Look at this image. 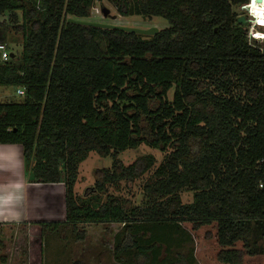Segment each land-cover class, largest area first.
I'll list each match as a JSON object with an SVG mask.
<instances>
[{
	"label": "trees",
	"instance_id": "16d2710c",
	"mask_svg": "<svg viewBox=\"0 0 264 264\" xmlns=\"http://www.w3.org/2000/svg\"><path fill=\"white\" fill-rule=\"evenodd\" d=\"M97 1L0 0L22 35V51L0 61V87L24 90L0 102V144L23 147L31 182L65 185L66 220L31 225L42 239L70 228L83 244L81 226L118 224L112 249L105 232L96 249L117 264H153L149 250L181 248L208 228L220 264L264 253V42L235 10L250 0H108L121 16L169 21L149 37L79 23L91 22ZM142 145L162 161L148 154L125 165L120 155ZM91 152L113 162L81 197ZM147 173L142 205L113 193ZM72 264L89 263L74 254Z\"/></svg>",
	"mask_w": 264,
	"mask_h": 264
},
{
	"label": "rangeland",
	"instance_id": "374dc122",
	"mask_svg": "<svg viewBox=\"0 0 264 264\" xmlns=\"http://www.w3.org/2000/svg\"><path fill=\"white\" fill-rule=\"evenodd\" d=\"M103 7L110 10L108 17L103 16L101 12ZM235 10L237 14L246 18L244 25L247 28L248 36H250L252 40H256L252 38V33L254 31H258V38H264V28L257 26V24L264 25V23L263 20L260 19V15L256 13V9H253L252 13L254 17L243 7L236 8ZM16 14L18 18L17 22L21 24V12H17ZM89 21L92 23L124 26L142 30L154 27L163 30L170 26L169 21L162 17L145 18L142 16H121L108 0H99L95 3ZM15 24L16 22L13 21L9 13L0 14V40L3 38L2 42L7 46L10 53L14 52L18 54L22 51V35L16 31ZM256 41L264 42V39ZM20 99L21 97L17 95L16 87H0V102L19 101ZM148 154H152L156 157V165L162 161L164 155L160 150L142 145L137 149L125 151L120 155V159L125 165H130ZM112 162L113 160L111 157H101L97 153L91 152L87 159L80 165L79 179L75 188L77 195L82 197L87 188L93 187L96 181V170L110 168ZM148 178L149 173L143 175L142 178H139L134 183H123L124 187L120 193L113 192L112 190L111 192L124 198L130 207L142 205V200L144 198L142 188ZM181 196L184 203L193 202L192 191H183ZM186 226L192 230L190 225ZM253 227L257 228L255 225H253ZM120 228L118 224L112 227L113 230L107 229L102 225L89 224L81 226V230L85 229L89 237L87 242L78 244L75 242L70 228H68V230L60 228L59 235L47 233L46 237L42 239L41 228L38 226L26 224L2 226L0 227V264H3L1 261L3 257L7 260L6 264H66L69 260L72 262L73 253L89 264H95V259L97 257V253L95 252L97 251L98 245H100L101 248L100 237L103 236V232H105L104 239L107 240L105 248L110 250L112 247V236L117 233ZM207 231H214V228L201 229L198 232L192 231L194 238H190L189 243L185 245L183 243L181 248H172V250L182 249L189 251L188 249L193 247V256L197 263L219 264L215 259V254L219 250V247L215 240H206ZM181 239H183V242L185 241V238ZM253 240L257 245L255 250H259L262 237L254 234ZM164 241L165 240H163V242ZM160 244L162 243H159V246ZM162 245L164 246V244ZM241 247L242 244H239V248ZM164 248L165 247H163V249ZM243 264H264V253L256 252L254 254H245L243 257Z\"/></svg>",
	"mask_w": 264,
	"mask_h": 264
},
{
	"label": "crops",
	"instance_id": "0c3cea01",
	"mask_svg": "<svg viewBox=\"0 0 264 264\" xmlns=\"http://www.w3.org/2000/svg\"><path fill=\"white\" fill-rule=\"evenodd\" d=\"M0 152L18 153L17 164L13 165L11 171L0 170V185L21 183L24 186L23 203L15 210L20 213V220L0 219V225L64 222L66 220L65 185L63 183L44 184L31 182L21 145L0 144ZM95 253H97L95 264H117L105 250H97ZM148 256L149 262L153 264H190L188 259L190 257L189 251L182 249H152L148 251ZM143 263L144 259L141 261V264ZM66 264H72V262L69 260Z\"/></svg>",
	"mask_w": 264,
	"mask_h": 264
},
{
	"label": "clouds",
	"instance_id": "9594fccd",
	"mask_svg": "<svg viewBox=\"0 0 264 264\" xmlns=\"http://www.w3.org/2000/svg\"><path fill=\"white\" fill-rule=\"evenodd\" d=\"M18 153L0 152V170L11 171L17 164ZM23 184L0 185V219L19 221L21 216L18 211L24 200Z\"/></svg>",
	"mask_w": 264,
	"mask_h": 264
},
{
	"label": "water",
	"instance_id": "95a60500",
	"mask_svg": "<svg viewBox=\"0 0 264 264\" xmlns=\"http://www.w3.org/2000/svg\"><path fill=\"white\" fill-rule=\"evenodd\" d=\"M264 0H250L249 4H246L243 6V8L248 12H252L253 8L255 6H257V4H261ZM103 16L108 17L110 14V10L108 8L103 7L101 10ZM71 22H79V21H74L72 19H70ZM239 23L241 24H245L246 19L244 16L239 17L238 19ZM79 23H83L86 25H90V26H95V27H102V28H110V29H116V30H121V31H125L128 33H135V34H140V35H144V36H154L159 32L158 28H151V29H147V30H142V29H138V28H130V27H124V26H113V25H106V24H99V23H92V22H82L80 21ZM11 56L13 57V54H11Z\"/></svg>",
	"mask_w": 264,
	"mask_h": 264
},
{
	"label": "built area",
	"instance_id": "2783aa9c",
	"mask_svg": "<svg viewBox=\"0 0 264 264\" xmlns=\"http://www.w3.org/2000/svg\"><path fill=\"white\" fill-rule=\"evenodd\" d=\"M257 5H260V4H257ZM254 9V8H253ZM252 13H253V11L252 12H250V15L252 16V17H254L253 15H252ZM257 26H259V27H261V28H264V25H260V24H257ZM257 32L258 31H254L253 33H252V38L253 39H256V40H263L264 38H258L257 37ZM260 32V31H259ZM261 33H263V32H261ZM263 35H264V33H263ZM0 53H1V57H0V61H2V62H7L9 59H10V57H11V55H10V52H9V50H8V48H7V46L4 44V43H1L0 42ZM17 95H19V96H23L24 95V90L23 89H17Z\"/></svg>",
	"mask_w": 264,
	"mask_h": 264
},
{
	"label": "bare ground",
	"instance_id": "6f19581e",
	"mask_svg": "<svg viewBox=\"0 0 264 264\" xmlns=\"http://www.w3.org/2000/svg\"><path fill=\"white\" fill-rule=\"evenodd\" d=\"M254 9H256V13L260 15V19H262L264 23V1L260 5L255 6Z\"/></svg>",
	"mask_w": 264,
	"mask_h": 264
}]
</instances>
